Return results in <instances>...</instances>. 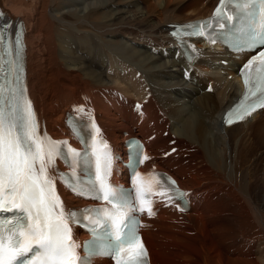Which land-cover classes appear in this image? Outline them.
I'll use <instances>...</instances> for the list:
<instances>
[{
  "label": "bare ground",
  "instance_id": "bare-ground-1",
  "mask_svg": "<svg viewBox=\"0 0 264 264\" xmlns=\"http://www.w3.org/2000/svg\"><path fill=\"white\" fill-rule=\"evenodd\" d=\"M214 2L0 0V20L26 30V87L40 128L79 149L66 119L89 107L105 143L139 133L148 157L139 170L171 174L188 193V209L161 203L143 216L150 264H264V108L223 122L245 57L169 36L172 23L205 17ZM51 175L64 207L85 203Z\"/></svg>",
  "mask_w": 264,
  "mask_h": 264
},
{
  "label": "snow or ice",
  "instance_id": "snow-or-ice-1",
  "mask_svg": "<svg viewBox=\"0 0 264 264\" xmlns=\"http://www.w3.org/2000/svg\"><path fill=\"white\" fill-rule=\"evenodd\" d=\"M256 5L260 11L259 43L264 44V0H238L235 4L245 10ZM189 35L204 36V32L201 30ZM5 39L4 32L0 30V46L4 45ZM255 43L253 39L248 46L254 47ZM253 66L258 87L264 92V50L243 66L246 89L251 83L252 72L249 70ZM8 91L10 95L4 99L5 86L0 85V213L18 212L21 215L0 220V264H90L89 260L77 255L79 245L73 240L70 227V223L75 222V214L65 210L50 174L60 151L58 145L64 142L52 141L46 133L38 134L31 101L24 96L23 90L19 96L14 88ZM245 95L247 97V91ZM259 103L264 106V95ZM256 106L251 105L250 110ZM250 110L246 114H250ZM228 115L231 117L232 113ZM243 118L242 115L239 117ZM233 122L232 119L227 120L229 124ZM100 143L102 147L94 141L91 153L95 164L93 187L98 198L108 206L95 210L98 216L92 223H107L112 240L101 244L98 250H90L88 255L108 256L114 264H146L147 251L138 234L139 222L134 214L137 211L146 212L149 216L154 214L153 201L146 196L152 194L154 187L161 185L155 179L145 184L141 173L135 172L133 200L119 193L108 182L111 153L106 143ZM73 153L79 155L74 150ZM133 162H140L135 153ZM148 175L154 177L156 174ZM160 195L165 197L167 193L161 192ZM178 195L184 196L185 193L178 192Z\"/></svg>",
  "mask_w": 264,
  "mask_h": 264
},
{
  "label": "rangeland",
  "instance_id": "rangeland-1",
  "mask_svg": "<svg viewBox=\"0 0 264 264\" xmlns=\"http://www.w3.org/2000/svg\"><path fill=\"white\" fill-rule=\"evenodd\" d=\"M148 4H152V5H154V3H151V2L147 3V5H148ZM64 7H65V6L60 7V9H63ZM57 12H58V10H55V13H57ZM67 23H69V22H67ZM123 33H125V34H123V35L121 34L123 37H125L126 39H129V40L132 39V38H131L132 36L129 35L128 32H123ZM126 33H128V34H126ZM126 35H128V36H126ZM127 67H129V66H127ZM127 67H126V68H127ZM122 76H123V75H122ZM121 81H122V80H121ZM145 91H146V90H145ZM259 177H260V175L255 174V175H254V179H255V181H259Z\"/></svg>",
  "mask_w": 264,
  "mask_h": 264
}]
</instances>
